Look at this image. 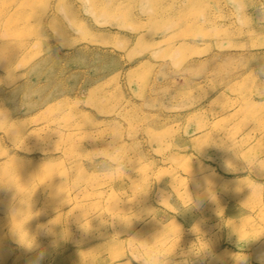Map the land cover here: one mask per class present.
I'll return each mask as SVG.
<instances>
[{"label":"rangeland","instance_id":"obj_1","mask_svg":"<svg viewBox=\"0 0 264 264\" xmlns=\"http://www.w3.org/2000/svg\"><path fill=\"white\" fill-rule=\"evenodd\" d=\"M233 3L0 0V264H264V0Z\"/></svg>","mask_w":264,"mask_h":264},{"label":"clouds","instance_id":"obj_2","mask_svg":"<svg viewBox=\"0 0 264 264\" xmlns=\"http://www.w3.org/2000/svg\"><path fill=\"white\" fill-rule=\"evenodd\" d=\"M86 11L89 16L95 17L98 23H107L111 16L108 15L106 9L95 3H88L85 5ZM233 8V17L237 24L241 27H246L250 23V17L247 14V4L245 0H234L232 5ZM59 13L67 20L69 27L75 31L78 35L83 36L86 32V25L81 24L79 21L70 19L66 9L60 8ZM203 15V12L201 13ZM154 57L159 60L166 61L170 67L177 73H182L185 70V65L190 59L187 51L184 48L176 47L169 49H158L154 52ZM198 72H194L193 75H198ZM12 78H8V83L5 84L4 79H0V87L2 86H12ZM143 84V78L141 79V85ZM7 116V109L5 108L2 101H0V121H5ZM13 129H10L11 131ZM207 143H202L198 150ZM106 159L111 160L119 164L124 157V152L121 149H117L114 152H108L105 154ZM121 169L118 168L115 172L111 169L106 168V174L110 175L113 179L117 178V173ZM190 204L187 207H200L203 204L202 200H191ZM136 254L139 256V259L136 264H172V255L173 253L166 252L160 246L156 244H145L142 247L136 249ZM42 259V255L40 257Z\"/></svg>","mask_w":264,"mask_h":264},{"label":"bare ground","instance_id":"obj_3","mask_svg":"<svg viewBox=\"0 0 264 264\" xmlns=\"http://www.w3.org/2000/svg\"><path fill=\"white\" fill-rule=\"evenodd\" d=\"M252 117V116H251Z\"/></svg>","mask_w":264,"mask_h":264}]
</instances>
